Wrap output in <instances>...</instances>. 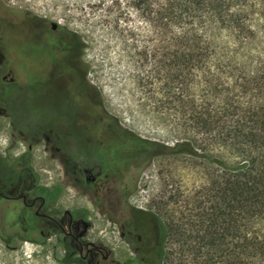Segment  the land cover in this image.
<instances>
[{
	"label": "rangeland",
	"instance_id": "obj_1",
	"mask_svg": "<svg viewBox=\"0 0 264 264\" xmlns=\"http://www.w3.org/2000/svg\"><path fill=\"white\" fill-rule=\"evenodd\" d=\"M168 5V0H2L4 15L5 9L27 10L62 26L52 39L64 48L75 39L78 60L87 73L88 93L122 126L152 146L144 156L143 172L129 197L132 207L126 213L128 220L151 233L157 220L147 222V210L169 225L184 220L185 215L192 217L190 209L198 195L206 192L212 174L221 172L206 157L208 152L229 163L237 159L222 141L211 139L213 130L197 127L187 116L195 109L228 107L241 114L262 97L252 76L264 65V0L233 1V11L242 18L245 31L221 23L207 10L197 13L194 20L177 18L168 12ZM4 26L14 34L23 27L8 21ZM205 43L213 52L199 67L181 63V51ZM10 69L19 88L14 85L5 92L2 82V105L7 104V109L0 116L4 128L0 138L5 136L6 142L3 145L0 139V144L6 146L12 128L22 136L20 149L27 146L24 137L35 141L34 163L43 181L66 186L63 133L69 128L50 108L72 102L31 77L25 86L19 66L2 64V74ZM178 71L185 73V79H173ZM207 139L210 145L202 149ZM181 142L189 143L185 147L197 145L198 155L175 147ZM142 144L148 148L149 144ZM74 181L60 202L70 208L79 194L75 183L82 184ZM80 197L96 212L90 232L118 250L117 244L123 243L115 239L117 227L90 204L88 194ZM37 244L41 247L32 256ZM19 246L27 247L21 252ZM167 251H175L173 264H181L178 256L183 254L191 263L190 251L184 252L178 242L169 239ZM64 259L61 242L6 240L0 226V264H68Z\"/></svg>",
	"mask_w": 264,
	"mask_h": 264
},
{
	"label": "flooded vegetation",
	"instance_id": "obj_2",
	"mask_svg": "<svg viewBox=\"0 0 264 264\" xmlns=\"http://www.w3.org/2000/svg\"><path fill=\"white\" fill-rule=\"evenodd\" d=\"M5 10L6 15L2 14L0 0V116L7 109V104L2 105V82L5 92L14 85L18 87L11 69L2 74V64L19 66L25 86L31 77L72 104L56 103L50 108L69 128L63 133L66 186L43 181L34 163L35 141L24 137L27 146L20 149L22 136L12 128L6 146L0 144V226L4 237L13 241H59L68 264H161L162 225L155 213L146 211L147 222L157 220L153 233L126 217L132 207L129 197L140 180L150 144L122 126L97 97L88 93L87 73L78 60L76 41L72 39L64 48L52 39L57 30L64 29L62 26H54L27 10ZM4 21L23 27L14 34L5 28ZM3 129L1 118L0 134ZM141 142L148 143V148ZM74 178L82 184L75 183L79 194L70 208L60 202L66 188L76 182ZM85 194L90 204L117 227L115 239L123 243L117 244L118 250L90 232L96 212L79 200ZM25 247L18 250L23 252ZM33 247L36 252L32 256L41 246Z\"/></svg>",
	"mask_w": 264,
	"mask_h": 264
},
{
	"label": "trees",
	"instance_id": "obj_3",
	"mask_svg": "<svg viewBox=\"0 0 264 264\" xmlns=\"http://www.w3.org/2000/svg\"><path fill=\"white\" fill-rule=\"evenodd\" d=\"M233 1L168 0L167 10L177 18L193 20L197 13L207 10L221 23L245 31L242 18L233 11ZM212 52L210 44H197L181 51L179 59L183 64L199 67ZM184 74L178 71L172 77L185 79ZM252 80L262 97L243 113L228 107L222 111L195 109L187 116L197 127L213 130L211 139L222 141L237 159L229 163L206 154L221 172L213 173L206 192L198 195L197 203L190 209L192 217L185 215L184 220L169 225L155 213L162 225L161 264H173L175 251H167L169 239L178 242L184 252L190 251V264H264V65ZM208 140L203 141L202 149L210 145ZM187 144L181 142L175 147L198 155L197 145L185 147ZM183 255L178 260L187 264Z\"/></svg>",
	"mask_w": 264,
	"mask_h": 264
},
{
	"label": "bare ground",
	"instance_id": "obj_4",
	"mask_svg": "<svg viewBox=\"0 0 264 264\" xmlns=\"http://www.w3.org/2000/svg\"><path fill=\"white\" fill-rule=\"evenodd\" d=\"M1 143H3V145H4V143L6 142V137L5 136H1ZM37 249V248H36ZM21 251V250H20ZM27 252V251H26ZM35 252V251H34ZM27 254V253H26Z\"/></svg>",
	"mask_w": 264,
	"mask_h": 264
},
{
	"label": "water",
	"instance_id": "obj_5",
	"mask_svg": "<svg viewBox=\"0 0 264 264\" xmlns=\"http://www.w3.org/2000/svg\"><path fill=\"white\" fill-rule=\"evenodd\" d=\"M52 23H53V25L55 26L57 23L56 22H54V21H52Z\"/></svg>",
	"mask_w": 264,
	"mask_h": 264
}]
</instances>
